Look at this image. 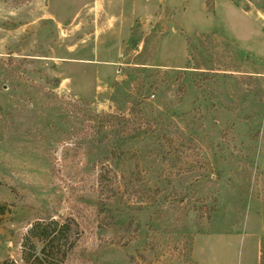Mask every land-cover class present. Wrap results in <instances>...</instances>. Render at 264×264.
<instances>
[{"label": "rangeland", "instance_id": "374dc122", "mask_svg": "<svg viewBox=\"0 0 264 264\" xmlns=\"http://www.w3.org/2000/svg\"><path fill=\"white\" fill-rule=\"evenodd\" d=\"M110 3L0 0V263L56 220L64 264H264V0H117L156 21L99 98Z\"/></svg>", "mask_w": 264, "mask_h": 264}, {"label": "crops", "instance_id": "0c3cea01", "mask_svg": "<svg viewBox=\"0 0 264 264\" xmlns=\"http://www.w3.org/2000/svg\"><path fill=\"white\" fill-rule=\"evenodd\" d=\"M117 0H111V3L108 4L106 7L102 6L105 10V12H101L99 15V31H95L89 35H87V38L83 39L79 46H73L75 48L74 55H77L76 53L79 52L77 55V62L80 64H87V65H95L97 68V75H99V98H104L105 89L110 85V83L117 82L119 80V75L122 73V70L118 72L120 69L117 68L119 60H111L109 52L118 50V59L120 55V51L124 49L125 41L122 39V37H126L127 35H133L131 33L133 23L135 24L136 21H138L140 24H142V29L146 30L147 27H152L153 24H155L156 17L154 18L151 15V20L148 21V19L141 16H136L132 12H128L124 9L121 10V14L118 12L120 7L118 8L117 5H115ZM122 1V0H121ZM103 2H100L102 4ZM99 4V5H100ZM79 17V14H77ZM61 19V18H60ZM77 19V17L72 18V22H74ZM147 22H146V20ZM62 24H67L69 26L71 21H68V19H61ZM146 23V24H143ZM80 25V24H79ZM69 40H67L68 43ZM92 43L94 46H99V61H97L94 58H88L86 60H80L82 58L81 56L86 55L88 53H97V50L94 49L92 46ZM68 47L67 51L68 54L72 53L71 50L73 49ZM103 54H105L103 57H101ZM70 56V55H69ZM70 58V57H69ZM113 67L115 69V76L114 79L111 80L110 78V70L109 68ZM99 69V70H98ZM121 78V77H120Z\"/></svg>", "mask_w": 264, "mask_h": 264}, {"label": "trees", "instance_id": "16d2710c", "mask_svg": "<svg viewBox=\"0 0 264 264\" xmlns=\"http://www.w3.org/2000/svg\"><path fill=\"white\" fill-rule=\"evenodd\" d=\"M99 182H104L103 176L100 175ZM8 208L6 205H0V217L6 215ZM74 227L71 221L50 220L47 224H34L29 231L30 237L26 238L25 251L23 258L27 264H64L68 252L75 247L76 240L73 238ZM37 240L39 245L31 243L30 251H27V240L29 238ZM264 260V254L261 255L260 261ZM0 264H17L15 261H4ZM262 264V263H260Z\"/></svg>", "mask_w": 264, "mask_h": 264}]
</instances>
